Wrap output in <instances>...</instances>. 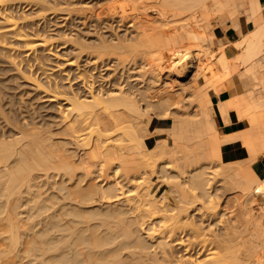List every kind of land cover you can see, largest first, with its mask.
I'll list each match as a JSON object with an SVG mask.
<instances>
[{"label":"bare ground","instance_id":"bare-ground-1","mask_svg":"<svg viewBox=\"0 0 264 264\" xmlns=\"http://www.w3.org/2000/svg\"><path fill=\"white\" fill-rule=\"evenodd\" d=\"M16 1L0 0V264H264V178L252 167L264 156V0H105L100 11L133 35L95 38L42 33ZM229 28L242 37L217 49ZM53 38L77 51L67 74L81 57L94 64L77 89L64 65L45 75ZM103 57L136 82L96 87L87 73L110 70ZM21 79L41 93L17 92ZM156 117L173 123L150 145ZM235 121L246 126L220 131ZM224 145L249 159L226 161Z\"/></svg>","mask_w":264,"mask_h":264},{"label":"rangeland","instance_id":"rangeland-1","mask_svg":"<svg viewBox=\"0 0 264 264\" xmlns=\"http://www.w3.org/2000/svg\"><path fill=\"white\" fill-rule=\"evenodd\" d=\"M104 3H106L105 0H18L15 2V4L17 6H20L22 9L20 11H18L20 8L16 9L17 12H19V14L22 13V15L30 14L27 16L29 18L33 17V19H35V21L39 25V28L42 29V31H41L42 33L45 32L47 34L54 35V34H58V32L60 30V33L61 32L65 33L63 35L67 36V38L69 37V35L72 36V34H73V36H76V37L77 36H80V37L84 36V38H86V36H87V38H89V37L95 38L99 35L109 37L111 33H113L117 36H124L125 34H129L130 36H132L133 35V33H132L133 29H132V27H129V25H130L129 21L126 20L123 22L117 17H114L112 15H108L107 13L106 14L102 13L100 11L104 7H106L104 5ZM42 4L46 5L45 9H48V10H43L44 6H42ZM97 11L101 12L100 14H102V16L104 17L103 23L92 22L91 21L92 18L90 20V17H93L94 14H98ZM242 34L243 33L241 31V28H236L235 30H233L232 28H229L225 32H222L221 34L218 33V35L220 36V38H219L220 42L218 43V45H220V46L217 45L216 48L217 49L219 47L221 49L222 48L223 49L230 48V46H232V44H231V42H228V41L230 39L232 40L234 38L238 39V37L241 38ZM53 40H54L53 42L60 44V47L56 48L55 52H54L56 57H59V58L56 59V57L51 56L50 59L45 60L46 62H45V65L43 67L46 70L45 75H46V77H49V78H52V77L54 78L56 76L58 77V75L60 76V72L62 71V69H64L65 71H62L61 75L65 78H66V75H69V77L71 78V80H69V81L64 80L65 85L69 86V84L66 83V81H68L73 85V88L77 89L79 86V84H77V83H79V82H78V79H76V77H77L76 74L78 73L77 75H79L80 71H83V73H84V71L86 72V69L89 70L90 67H93L94 64H92L91 61L86 59L87 57H81L77 63V65L80 66L79 67L80 71L77 70V68H75V66L73 68V71H70V70H72L71 69L72 67H70V68H69V66L67 67V65H66L67 63H64V60L75 58L77 56V51H74V49L70 45L71 42L66 41L64 38H53ZM113 57H103L104 60L101 59V62L103 61V64H107V63L110 64L109 65L110 70H105L106 67L105 68L103 67L100 70H96L97 71L96 73L92 72L94 74H91V72L88 71L87 75L89 76L90 79H92V77L94 78L95 76L97 77L96 87L103 86L104 89H113L114 87H117L120 84H122V86H124V87H128L130 84H134L136 82L135 80L137 79V76H133V75H135L137 72L134 73V70L128 71L127 67H124L123 64H119L118 61L116 60V58H113ZM142 61H143V67L141 68L142 79H144V82H146L149 79V75L147 74L146 71L148 70V68L150 66V59L148 57H146ZM202 61H203L202 62L203 68L201 69L202 72H206L211 67L214 66L213 64H210V62H211L210 57L203 58ZM62 63H64V64H62ZM57 64L58 65H60V64L64 65V66H62L63 68H61V71H59V70L57 71V69H56ZM4 65L8 66L7 64H4ZM38 69H41L40 66ZM68 69H70L69 70V72H71L70 74H67ZM34 70H37V69H34ZM42 70L43 69H41V71ZM37 71H40V70H37ZM37 71H36V73H37ZM64 72H65V76H64ZM215 72L218 74L219 69H215ZM11 73H13V72L10 71L9 73H7L8 76L12 75ZM42 73H43V71H42ZM2 75L3 74H1L0 77ZM3 76L4 77H1V78H5L6 75H3ZM73 77L75 78V80L72 79ZM107 81L112 82V84L114 86H110V84L108 85ZM18 83H21V84H18ZM18 83L16 84V86L17 87H18V85H21V86H19V88H17L18 90H16V91L17 92L28 91L29 92L28 97H30V98H31V96L34 97L36 93H41L40 91H37L36 88L34 86H32L30 83H28L26 80L24 81V79L19 80ZM81 90H83V89H81ZM38 95H40V94H38ZM45 101H46V97L42 93L40 95L39 100H37V103L38 102L44 103V105H45L46 109L44 108L42 111L46 115H47V113L53 114L54 116L56 114H58L59 106L51 104L49 102H45ZM47 107H48V109H47ZM62 107H63V105H62ZM233 116H234V114H233ZM172 123H173V120L171 118L170 119L167 118L166 120H164V118H160V117L154 118L152 120L151 124L149 125L150 129H149V132L147 133L148 136L147 135L145 136L146 141L150 145L154 144L156 141H158V143H163V142L167 141L168 140V138H167L168 134L166 132V126H169ZM245 126H246V124L244 122L235 121L233 123V125L228 127V128L237 129V128H242ZM220 131H222V133H224V132H227L228 129L221 126ZM134 150L135 149H131V153H134L133 152ZM233 151H235V152H233ZM136 156H138V155H136ZM249 156H250L249 152L246 149L242 150L239 146L233 147V146L229 145V146H226L224 149V159L228 162H231V163H235V164L242 163V162L246 161L247 159H249ZM261 157L262 156H260L259 159ZM137 158H139V157H137ZM261 177L264 178V176H261ZM218 179H217V177H215L214 182L217 183L219 181ZM221 181L222 180L220 179L219 183H217V184H220V183L222 184ZM230 188H231V186H230ZM229 191L231 192V190H229ZM221 196L218 199L220 202L219 203V210L225 214L224 216L226 218L231 213L229 214V210H227L228 213H227V211H223V209L225 208L224 207V205H225L224 204V197L225 196H223V195H221Z\"/></svg>","mask_w":264,"mask_h":264},{"label":"crops","instance_id":"crops-1","mask_svg":"<svg viewBox=\"0 0 264 264\" xmlns=\"http://www.w3.org/2000/svg\"><path fill=\"white\" fill-rule=\"evenodd\" d=\"M224 128L226 127V128H228V127H230V126H225V125H222ZM227 145H224L223 147H222V151H223V153H224V149H225V147H226ZM253 169L255 170V172H257V174L259 175V176H264V156H262L257 162H255L254 164H253Z\"/></svg>","mask_w":264,"mask_h":264}]
</instances>
